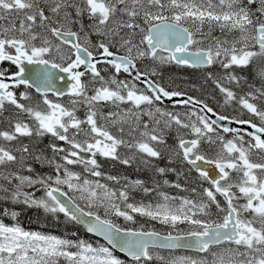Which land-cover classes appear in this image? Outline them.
Masks as SVG:
<instances>
[{"label": "snow or ice", "instance_id": "obj_1", "mask_svg": "<svg viewBox=\"0 0 264 264\" xmlns=\"http://www.w3.org/2000/svg\"><path fill=\"white\" fill-rule=\"evenodd\" d=\"M0 264H264V0H0Z\"/></svg>", "mask_w": 264, "mask_h": 264}]
</instances>
